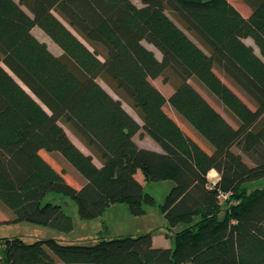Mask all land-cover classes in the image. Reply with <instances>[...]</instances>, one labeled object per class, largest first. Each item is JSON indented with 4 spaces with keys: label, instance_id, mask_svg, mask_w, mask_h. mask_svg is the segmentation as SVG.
Instances as JSON below:
<instances>
[{
    "label": "trees",
    "instance_id": "obj_1",
    "mask_svg": "<svg viewBox=\"0 0 264 264\" xmlns=\"http://www.w3.org/2000/svg\"><path fill=\"white\" fill-rule=\"evenodd\" d=\"M240 1L248 16L229 0H0V208L61 231L72 218L43 202L49 193L74 199L81 219L116 203L142 215L156 199L140 170L173 182L159 209L169 229L185 224L170 246L151 232L92 244L2 237L0 264H264V186L249 188L264 178V0ZM158 76L173 86L168 98Z\"/></svg>",
    "mask_w": 264,
    "mask_h": 264
},
{
    "label": "rangeland",
    "instance_id": "obj_2",
    "mask_svg": "<svg viewBox=\"0 0 264 264\" xmlns=\"http://www.w3.org/2000/svg\"><path fill=\"white\" fill-rule=\"evenodd\" d=\"M133 1L140 4V0ZM229 1L241 13L248 15L249 8L242 1ZM36 29L43 33L42 41H46L48 48L54 54L58 52L62 53V49L47 34H45L39 27H36ZM98 81L104 85L101 79H98ZM191 82L196 85L194 81ZM212 102L221 108L220 104L214 101ZM66 131L72 137V134L67 128ZM83 149L85 152L87 151L85 147H83ZM58 158L60 160V164L65 166L68 171L67 177L70 180L75 181L76 176L74 168L72 169L62 158ZM93 160L96 164H99L96 158ZM143 184L144 190L155 197L156 204H145V213L142 215H133L128 210L125 203H116L109 206L105 212L98 217L92 219H81L78 215V208L74 199L61 194L49 193L44 197L43 202L50 200L52 202L59 203L63 211L72 218L71 230L61 231L47 225L35 224L27 221H13L10 220L12 217L10 212L0 208V238L19 236L25 242H33L37 239L53 237L60 240L62 243L92 244L99 239H108L114 236L126 234L136 235L151 232L157 237V239H159L156 242H162L164 245H172L174 232L183 228L185 224L180 223L176 227L169 229L166 218L159 209V204L164 202L165 196L171 189L173 182L171 180H159L144 181ZM261 186H264V178L249 183V188Z\"/></svg>",
    "mask_w": 264,
    "mask_h": 264
},
{
    "label": "crops",
    "instance_id": "obj_3",
    "mask_svg": "<svg viewBox=\"0 0 264 264\" xmlns=\"http://www.w3.org/2000/svg\"><path fill=\"white\" fill-rule=\"evenodd\" d=\"M243 14V13H242ZM249 14V13H248ZM244 16H248V15H245L243 14ZM37 26H34L32 28V32L34 33V35L39 38L40 40H43V33L39 30L36 29ZM245 42L251 44L254 46L256 52H258L257 50V47L254 45L252 39L250 37L248 38H245L244 39ZM46 42V41H45ZM144 44L152 49L154 51V53L156 54V56L158 58L161 57V54L159 52V50H157V48H155L152 44L150 43H147L144 41ZM56 55H59L61 54L60 52L58 53H55ZM192 80L190 79V82ZM151 82L166 96V98H168L170 96V94L173 92V86L170 84V83H167V82H164L162 77L161 76H158L156 78H153L151 79ZM192 83V82H191ZM104 84V83H103ZM199 91L200 93L217 109L219 110L223 115V109L222 107L219 108L218 106H216L212 101L216 102L214 100V98H212V96H210L206 90H204L202 87H200L199 85L197 86V84H193ZM112 95L115 96V94L104 84L103 85ZM123 107L140 123L142 124V120L140 119V117L136 114V112L126 103V102H123ZM166 109L168 110V112L175 118V119H179L178 115L172 110V108L166 104L165 105ZM225 116V115H224ZM227 118V117H226ZM229 121L230 119L227 118ZM231 122V121H230ZM66 130V128H65ZM67 132V131H66ZM69 132L72 134V137L70 136V134L67 132L68 136L71 138V140L83 151L85 152V150L83 149V147L86 148V152L85 153H89V150L87 149V147L85 145H83V143H81L76 137L75 135L69 130ZM76 139H74V138ZM133 139L135 140V142L141 146V147H144V148H148V149H153V150H157V151H161V147L159 146V144L153 140L150 136L146 135V134H140V133H136L134 136H133ZM83 146V147H82ZM95 158V157H94ZM212 176V177H211ZM136 177L137 179L143 184L144 182V178H143V175L141 173L140 170H137L136 172ZM208 177L210 180L212 181H216L218 178H219V174L218 172L215 170V169H210L209 172H208ZM153 244L154 245H157V246H170L169 244H162V242H156L157 240V237L153 234Z\"/></svg>",
    "mask_w": 264,
    "mask_h": 264
},
{
    "label": "built area",
    "instance_id": "obj_4",
    "mask_svg": "<svg viewBox=\"0 0 264 264\" xmlns=\"http://www.w3.org/2000/svg\"><path fill=\"white\" fill-rule=\"evenodd\" d=\"M226 195L225 194H221V197L223 198V197H225Z\"/></svg>",
    "mask_w": 264,
    "mask_h": 264
}]
</instances>
